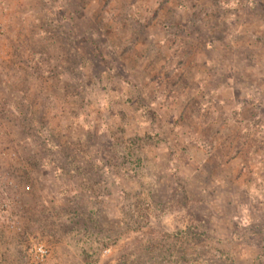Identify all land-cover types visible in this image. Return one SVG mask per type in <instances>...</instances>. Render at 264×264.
Listing matches in <instances>:
<instances>
[{"label": "rangeland", "instance_id": "obj_1", "mask_svg": "<svg viewBox=\"0 0 264 264\" xmlns=\"http://www.w3.org/2000/svg\"><path fill=\"white\" fill-rule=\"evenodd\" d=\"M0 264H264V0H0Z\"/></svg>", "mask_w": 264, "mask_h": 264}, {"label": "built area", "instance_id": "obj_2", "mask_svg": "<svg viewBox=\"0 0 264 264\" xmlns=\"http://www.w3.org/2000/svg\"><path fill=\"white\" fill-rule=\"evenodd\" d=\"M25 188L28 190L29 186L27 185ZM29 251L32 253L34 259L39 262L43 261L48 255V249L41 243L32 244Z\"/></svg>", "mask_w": 264, "mask_h": 264}]
</instances>
